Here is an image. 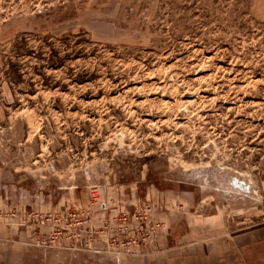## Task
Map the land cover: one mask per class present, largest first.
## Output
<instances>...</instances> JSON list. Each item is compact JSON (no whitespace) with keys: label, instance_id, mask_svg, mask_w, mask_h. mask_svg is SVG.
<instances>
[{"label":"rangeland","instance_id":"1","mask_svg":"<svg viewBox=\"0 0 264 264\" xmlns=\"http://www.w3.org/2000/svg\"><path fill=\"white\" fill-rule=\"evenodd\" d=\"M171 199L264 225V0H0V224L124 238Z\"/></svg>","mask_w":264,"mask_h":264},{"label":"crops","instance_id":"2","mask_svg":"<svg viewBox=\"0 0 264 264\" xmlns=\"http://www.w3.org/2000/svg\"><path fill=\"white\" fill-rule=\"evenodd\" d=\"M167 204L170 206L162 215L167 230L157 244L138 249L136 255L112 254L104 260L99 254L84 252L57 256L31 251L26 244L39 235L36 230L0 224V264H264V225L211 235L205 225L212 217L193 216L185 206L190 203L177 199Z\"/></svg>","mask_w":264,"mask_h":264},{"label":"built area","instance_id":"3","mask_svg":"<svg viewBox=\"0 0 264 264\" xmlns=\"http://www.w3.org/2000/svg\"><path fill=\"white\" fill-rule=\"evenodd\" d=\"M142 209L144 208L141 207ZM145 216H148L149 214H154L157 211V208L149 206L144 208ZM140 217L142 216V212L140 214ZM139 217V218H140ZM146 217H143V220L146 219ZM137 218V220H139ZM117 220V219H116ZM115 221H106L101 224V231L93 233L92 228L93 225L91 224L90 220H77L75 225L76 228L71 227L72 230L76 231V234L72 237H69L68 240L62 239V231H60V225L59 224H53L51 227L53 228L49 233L51 235L45 237L42 239L43 235L38 236L37 242L34 244L36 248H44V247H53L57 243V247L55 248V252L58 251H65V252H72V253H89V254H99L101 256V259H106L109 255H116V257H121L122 255L129 253V254H138V249L145 248V244H151L155 242L160 235L159 233L163 234L164 231L167 230L166 223H158V221L152 217L151 222L145 223L143 221L136 222L135 229L132 230V233L123 236L122 238L119 234L121 227H123L121 224H117ZM142 220V219H141ZM57 221V220H55ZM148 221V220H146ZM87 222H89L88 225ZM133 227L135 226L134 223H132ZM83 227H85L84 231L87 233L89 232V238L88 240H85L84 242L82 240H78V238H83L81 234V230ZM160 227V228H159ZM151 228V229H150ZM48 234V233H46ZM66 234V233H64ZM58 239V240H57ZM74 239V240H73ZM46 243H48L46 245ZM27 247H31V244H26ZM145 245V246H143Z\"/></svg>","mask_w":264,"mask_h":264},{"label":"flooded vegetation","instance_id":"4","mask_svg":"<svg viewBox=\"0 0 264 264\" xmlns=\"http://www.w3.org/2000/svg\"><path fill=\"white\" fill-rule=\"evenodd\" d=\"M216 188H217V191H218V192H219V189H221V188H218V187H216ZM221 190H222V189H221ZM218 192H217V193H218ZM228 192H229L230 195H237V196H238V195L240 194L239 192H235V191H228ZM223 193H224V191H223Z\"/></svg>","mask_w":264,"mask_h":264},{"label":"water","instance_id":"5","mask_svg":"<svg viewBox=\"0 0 264 264\" xmlns=\"http://www.w3.org/2000/svg\"><path fill=\"white\" fill-rule=\"evenodd\" d=\"M234 182H236V183L239 184V182H237V179H233V181H231L230 185H233V186L235 187ZM243 183H245V182H243ZM245 184H246V183H245ZM239 185H240V184H239ZM248 187H249V186H248Z\"/></svg>","mask_w":264,"mask_h":264}]
</instances>
